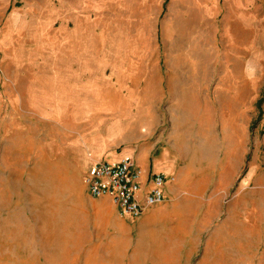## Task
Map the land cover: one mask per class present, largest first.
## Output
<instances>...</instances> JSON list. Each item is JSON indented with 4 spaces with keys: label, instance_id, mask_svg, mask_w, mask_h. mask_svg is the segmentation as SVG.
Here are the masks:
<instances>
[{
    "label": "rangeland",
    "instance_id": "1",
    "mask_svg": "<svg viewBox=\"0 0 264 264\" xmlns=\"http://www.w3.org/2000/svg\"><path fill=\"white\" fill-rule=\"evenodd\" d=\"M143 146L179 200L120 221ZM0 264H264V0H0Z\"/></svg>",
    "mask_w": 264,
    "mask_h": 264
},
{
    "label": "built area",
    "instance_id": "2",
    "mask_svg": "<svg viewBox=\"0 0 264 264\" xmlns=\"http://www.w3.org/2000/svg\"><path fill=\"white\" fill-rule=\"evenodd\" d=\"M141 168L130 155L116 160L94 159L81 179L87 194L92 198L109 197L121 217L137 219L149 207L165 200L168 177L153 172L149 185L144 187ZM170 180H174L172 175Z\"/></svg>",
    "mask_w": 264,
    "mask_h": 264
},
{
    "label": "crops",
    "instance_id": "3",
    "mask_svg": "<svg viewBox=\"0 0 264 264\" xmlns=\"http://www.w3.org/2000/svg\"><path fill=\"white\" fill-rule=\"evenodd\" d=\"M122 155L132 156L135 159V161L139 164V166L141 168V177L140 178L142 180V185L144 187H147L149 185L150 176L153 174V172L164 173L166 175V177H168V181H167V183L165 185V189H164V192L166 194L165 200H168L169 198L179 200L176 198V196L179 195V192H178V189H176L177 187H175V184H174V183H176L177 177H175V173L172 172V169L174 167L171 166V164L168 165L167 161H168V159H170V157H168L164 152L160 153L159 155H156L155 158H151L150 157V147L143 146L142 149L139 151V154L137 157H135V150H130V149L122 150L120 152H114V153H111L110 155L108 154L107 157L110 156V158H111L110 160H116V159L122 157ZM100 158L102 159V157H100ZM170 175H172L174 177V180L169 179ZM88 196H90V195H88ZM93 198L95 200L101 199V200L105 201L106 203L108 202V206L112 210L113 215H115V217L118 218L120 221H122L124 219H129L127 217H121L118 214L117 209L115 208V206L113 205V203L111 202L109 197L108 198L107 197H100V198L93 197ZM105 199H107L108 201ZM155 205H158V204H155ZM154 206L149 207L141 216L143 217V216H146L148 213H151L153 211L152 208Z\"/></svg>",
    "mask_w": 264,
    "mask_h": 264
}]
</instances>
